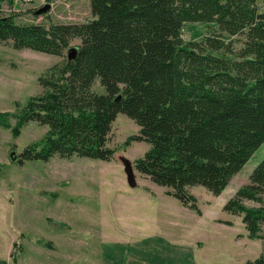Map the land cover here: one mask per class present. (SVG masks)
I'll use <instances>...</instances> for the list:
<instances>
[{"label": "trees", "instance_id": "trees-1", "mask_svg": "<svg viewBox=\"0 0 264 264\" xmlns=\"http://www.w3.org/2000/svg\"><path fill=\"white\" fill-rule=\"evenodd\" d=\"M90 1L94 18L83 23L46 26L0 16V43L64 57L40 76L42 92L18 117L16 134L30 121L48 126L18 163L55 155L115 159L110 134L124 113L140 127L128 144L151 145L135 168L201 214L188 188L220 195L264 143L259 0ZM187 22L207 24L202 40L184 41ZM74 38L81 42L69 58ZM97 78L106 93L93 90ZM0 124L9 125L6 115ZM223 209L242 217L249 239L263 238L264 158Z\"/></svg>", "mask_w": 264, "mask_h": 264}, {"label": "rangeland", "instance_id": "rangeland-1", "mask_svg": "<svg viewBox=\"0 0 264 264\" xmlns=\"http://www.w3.org/2000/svg\"><path fill=\"white\" fill-rule=\"evenodd\" d=\"M49 4L46 11H40ZM264 11V0H259ZM15 14L18 23H83L94 18L90 0H3L0 16ZM204 22H187L186 43L207 34ZM79 38L71 47L80 44ZM0 43V264H248L264 260L263 238L249 239L239 215L224 211L227 200L249 182L264 158V143L220 195L201 185L188 188L201 210L167 194L135 168L150 148L129 141L140 127L124 113L113 122L110 161L55 155L49 161L12 162L41 141L47 125L30 121L14 129L32 96L42 92L39 78L64 57ZM240 44H237L239 47ZM68 48L65 51L67 55ZM97 93H106L97 78ZM123 158L131 160L136 183L131 185ZM253 206L254 203L248 202Z\"/></svg>", "mask_w": 264, "mask_h": 264}, {"label": "water", "instance_id": "water-1", "mask_svg": "<svg viewBox=\"0 0 264 264\" xmlns=\"http://www.w3.org/2000/svg\"><path fill=\"white\" fill-rule=\"evenodd\" d=\"M50 5L47 4L45 6H43L42 9H40V11H46L47 9H49ZM77 52V47H71L69 49L68 52V56L69 58H72L76 55ZM10 160L12 162H19L20 160V152H18L16 149L11 150L10 152ZM124 161L125 164V169L128 175V180L130 182L131 185H134L136 183V176H135V169H134V165L131 162V160L127 159V158H123L122 159Z\"/></svg>", "mask_w": 264, "mask_h": 264}, {"label": "built area", "instance_id": "built-area-1", "mask_svg": "<svg viewBox=\"0 0 264 264\" xmlns=\"http://www.w3.org/2000/svg\"><path fill=\"white\" fill-rule=\"evenodd\" d=\"M18 1H20V0H18ZM26 1H30V0H26Z\"/></svg>", "mask_w": 264, "mask_h": 264}]
</instances>
